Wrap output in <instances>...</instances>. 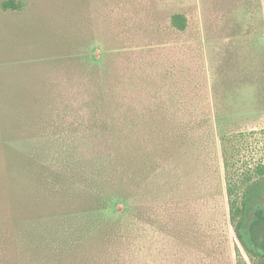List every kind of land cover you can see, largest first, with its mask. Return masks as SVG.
Returning a JSON list of instances; mask_svg holds the SVG:
<instances>
[{"label":"rangeland","instance_id":"rangeland-1","mask_svg":"<svg viewBox=\"0 0 264 264\" xmlns=\"http://www.w3.org/2000/svg\"><path fill=\"white\" fill-rule=\"evenodd\" d=\"M8 1L0 264H257L219 134L259 133L264 158V0ZM132 129L153 141L119 142Z\"/></svg>","mask_w":264,"mask_h":264},{"label":"trees","instance_id":"trees-1","mask_svg":"<svg viewBox=\"0 0 264 264\" xmlns=\"http://www.w3.org/2000/svg\"><path fill=\"white\" fill-rule=\"evenodd\" d=\"M2 8L7 11L8 9L17 11L20 10V5L15 1H8L3 3ZM171 24L174 28L179 31H184L187 27V18L181 14H176L172 17ZM111 115L108 112L107 117ZM117 119H113L111 123H108L106 128L113 130V125L117 122ZM132 129L128 134L122 136L119 142H126L128 144H135L139 142V146L145 144L148 140L153 141L155 134L149 131L142 130L141 132H136ZM259 133H220L219 134V146L221 150V156L223 160V167L226 176V187L227 194L230 202V213L231 220L235 225V232L238 240L242 243L247 253L254 257L257 264H264V216L261 212L256 214L258 221L255 222L252 227L248 230L246 234H243L245 230L246 220L245 215L247 209L249 208V195L253 194L252 198L256 194V197H260L259 190L264 189V158L260 157L258 159H253L249 156L250 137L252 135H258ZM130 162L134 164V162ZM125 186H122V190H127L129 187L126 185L131 182V178H128ZM257 192V193H256ZM241 194L239 200H233L235 196ZM120 201L130 202L133 198L131 194L123 191L121 195L117 197ZM258 243L261 252H252L249 247L245 244V239L248 236ZM246 237V238H245ZM263 239V242L260 239Z\"/></svg>","mask_w":264,"mask_h":264},{"label":"flooded vegetation","instance_id":"flooded-vegetation-1","mask_svg":"<svg viewBox=\"0 0 264 264\" xmlns=\"http://www.w3.org/2000/svg\"><path fill=\"white\" fill-rule=\"evenodd\" d=\"M262 191L263 190H259L258 192L261 194ZM252 193H251V195H249V198H250L249 203L250 204L248 206L249 208L247 209V213L245 215L246 226H245V230L242 231L243 234H246L248 232V230L252 227V225L258 221V218L256 217V214L258 212H261L262 215L264 216V201H262L259 197H256V194L252 198V196H253ZM260 241L263 242V239L261 238ZM245 242H246L245 244L249 247V249L252 252H254V251L261 252V250L259 249L258 243L252 238V236L249 235L248 238L245 239ZM239 243H240L241 247L243 248L244 252L246 253V255L248 256L249 260H253L255 263H257L256 259L254 257H251L247 253V251L245 250L244 246L242 245V243L240 241H239Z\"/></svg>","mask_w":264,"mask_h":264}]
</instances>
